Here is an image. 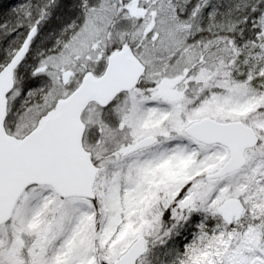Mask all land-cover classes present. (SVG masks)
<instances>
[{"label": "snow or ice", "instance_id": "6c2138e0", "mask_svg": "<svg viewBox=\"0 0 264 264\" xmlns=\"http://www.w3.org/2000/svg\"><path fill=\"white\" fill-rule=\"evenodd\" d=\"M0 264H264V0H0Z\"/></svg>", "mask_w": 264, "mask_h": 264}]
</instances>
